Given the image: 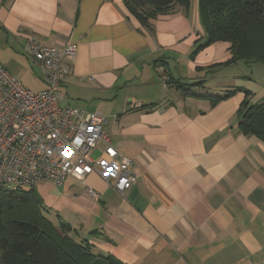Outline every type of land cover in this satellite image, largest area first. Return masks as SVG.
<instances>
[{
  "label": "crops",
  "instance_id": "obj_1",
  "mask_svg": "<svg viewBox=\"0 0 264 264\" xmlns=\"http://www.w3.org/2000/svg\"><path fill=\"white\" fill-rule=\"evenodd\" d=\"M29 36L57 50L77 45L60 104L88 96L136 174L124 193L96 174L39 183L55 226L124 264H264V142L237 127L243 92L215 104L204 97L241 87L250 104H264V76L242 60L224 65L225 41L193 52L206 39L197 0L158 15L151 30L123 0H0V63L12 76L5 51L30 59Z\"/></svg>",
  "mask_w": 264,
  "mask_h": 264
},
{
  "label": "built area",
  "instance_id": "obj_2",
  "mask_svg": "<svg viewBox=\"0 0 264 264\" xmlns=\"http://www.w3.org/2000/svg\"><path fill=\"white\" fill-rule=\"evenodd\" d=\"M26 54L39 62L47 87H24L0 63V190L34 187L41 183L61 185L67 178L85 179L96 174L119 193L136 180L132 159L112 146L103 130L99 112L60 104L58 87L70 72L77 45L62 50L42 45L34 36L25 41ZM103 145L99 156L93 152ZM86 192L97 198L89 187Z\"/></svg>",
  "mask_w": 264,
  "mask_h": 264
},
{
  "label": "trees",
  "instance_id": "obj_3",
  "mask_svg": "<svg viewBox=\"0 0 264 264\" xmlns=\"http://www.w3.org/2000/svg\"><path fill=\"white\" fill-rule=\"evenodd\" d=\"M128 11L146 29L158 15L187 9L191 0H123ZM207 44L225 41L230 59L264 64V0H197ZM244 43H252L250 50ZM183 95L191 92L179 85ZM240 91L244 99L239 107L237 127L264 142V104H250L251 92L237 87L222 95H208L211 104ZM27 188V187H26ZM34 187L0 190V264H124L111 255H96L84 242L67 234L64 225L55 226Z\"/></svg>",
  "mask_w": 264,
  "mask_h": 264
},
{
  "label": "rangeland",
  "instance_id": "obj_4",
  "mask_svg": "<svg viewBox=\"0 0 264 264\" xmlns=\"http://www.w3.org/2000/svg\"><path fill=\"white\" fill-rule=\"evenodd\" d=\"M192 1L194 0H191V3ZM243 48L246 51L250 50L252 48V43H244ZM5 52L7 53L9 58H13L14 60L12 61V59L11 60L9 59L10 60L9 62H12L13 64L12 66L15 72L17 73L14 75L15 78L18 81H20L24 87L34 92L40 91L42 87V81H41L40 76L36 72V70L32 67V63L31 61H29L30 59L25 57V55L22 53H21L22 55L20 56H17V55L15 56V54H12L8 50ZM248 64H249L248 68L245 66L244 63L240 64L241 67L243 68L242 69L243 71L248 72V73L253 72L255 75H258L260 78L264 76V64L259 63V62H253V63H248ZM70 98H73V104L69 105L70 107L82 110L85 113L100 112L98 111V109H95L88 104L90 100L87 99L88 96L86 95H82V97H71L70 95ZM23 188L27 189L26 187H23Z\"/></svg>",
  "mask_w": 264,
  "mask_h": 264
}]
</instances>
